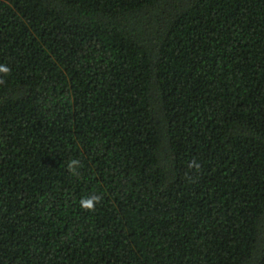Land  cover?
I'll use <instances>...</instances> for the list:
<instances>
[{
	"label": "trees",
	"instance_id": "obj_1",
	"mask_svg": "<svg viewBox=\"0 0 264 264\" xmlns=\"http://www.w3.org/2000/svg\"><path fill=\"white\" fill-rule=\"evenodd\" d=\"M0 65V264H264V0H0Z\"/></svg>",
	"mask_w": 264,
	"mask_h": 264
},
{
	"label": "clouds",
	"instance_id": "obj_2",
	"mask_svg": "<svg viewBox=\"0 0 264 264\" xmlns=\"http://www.w3.org/2000/svg\"><path fill=\"white\" fill-rule=\"evenodd\" d=\"M10 72V69L6 65H0V74L7 75ZM5 80L0 78V85L4 84ZM80 161L77 159H72L68 162V171L75 174V171L80 167ZM193 165H190V167ZM198 167V165H196ZM101 197L98 195H92L88 197H82L80 200V206L86 211H94L95 206L100 202Z\"/></svg>",
	"mask_w": 264,
	"mask_h": 264
}]
</instances>
